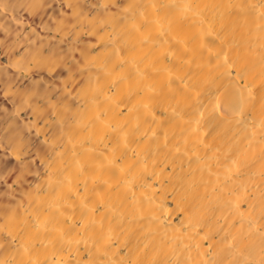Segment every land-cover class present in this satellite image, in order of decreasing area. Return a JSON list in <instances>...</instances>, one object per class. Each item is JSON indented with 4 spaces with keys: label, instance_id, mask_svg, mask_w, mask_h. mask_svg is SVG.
Returning a JSON list of instances; mask_svg holds the SVG:
<instances>
[{
    "label": "bare ground",
    "instance_id": "obj_1",
    "mask_svg": "<svg viewBox=\"0 0 264 264\" xmlns=\"http://www.w3.org/2000/svg\"><path fill=\"white\" fill-rule=\"evenodd\" d=\"M0 264H264V0H0Z\"/></svg>",
    "mask_w": 264,
    "mask_h": 264
}]
</instances>
